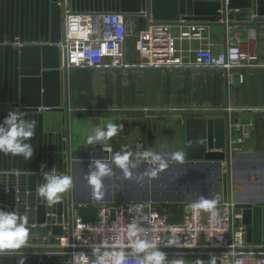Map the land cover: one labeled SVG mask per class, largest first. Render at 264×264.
Returning a JSON list of instances; mask_svg holds the SVG:
<instances>
[{"label": "crops", "instance_id": "0c3cea01", "mask_svg": "<svg viewBox=\"0 0 264 264\" xmlns=\"http://www.w3.org/2000/svg\"><path fill=\"white\" fill-rule=\"evenodd\" d=\"M62 5L63 10L74 12L119 11L118 0H62ZM50 16L51 0H0V104L20 102L19 47L47 44ZM145 17L126 20L130 33L123 51L128 65L139 62L135 41L149 24L141 22ZM256 21L253 29L239 30L233 35L243 47L259 53L263 60L264 18ZM202 35L199 40L180 42L185 64L193 62L190 52L194 49L210 44L217 54L225 50L231 38L228 36L225 41L221 28L216 26L204 27ZM63 57L60 49L61 61ZM60 75L61 110L19 109L24 119L36 121L35 135L29 141L34 148L33 158L26 161L22 156L0 153V175L42 176L41 165H44V171L72 178L69 194L78 205L126 203L150 195L175 194V191L164 190L171 187L164 176L151 173L152 161H162L160 165L165 166L163 163L175 160L174 154L184 152L188 120L223 119L228 111L232 140L238 136L233 129L235 123H252L253 126L252 134L239 146L241 151L234 152L232 191L237 197L258 199L264 204V67L226 71L193 65L121 69L66 66ZM8 112L0 111V120ZM64 118L67 140H64ZM109 122L123 125L117 136L95 145L87 144L88 136L93 135L97 127L106 128ZM114 153L130 154V175L115 164ZM67 157L70 158L69 174ZM96 160L112 168L111 174L103 178L100 189L88 178ZM189 170L195 177L192 186L197 197L220 193L215 179L216 167L204 165ZM152 176L156 179L151 180ZM152 203L170 223L180 222L191 207L200 206L185 202ZM30 235L32 241L39 239L34 233ZM47 237L49 233L44 236ZM246 244V249L261 247ZM38 246L48 245H30ZM8 254L19 255L5 253L0 257ZM175 258L182 264H223L217 257L202 252L179 253Z\"/></svg>", "mask_w": 264, "mask_h": 264}, {"label": "water", "instance_id": "95a60500", "mask_svg": "<svg viewBox=\"0 0 264 264\" xmlns=\"http://www.w3.org/2000/svg\"><path fill=\"white\" fill-rule=\"evenodd\" d=\"M119 12L127 20L130 17L142 18L143 25L152 22H177L183 20L187 25L216 26L222 30L224 40L239 30L253 29L256 20L264 18V0H118ZM62 0H51L50 39L45 45H20L21 67V99L18 104H0V111L12 109L36 110L45 108L61 110L60 74L65 71V56L60 59V48L63 27ZM130 26H126V34ZM65 107L67 98L64 101ZM236 122V121H235ZM67 121L63 119L64 140L67 136ZM231 122L228 111L223 119L188 120L186 122V144L182 158L163 163L169 176L166 181L171 185L170 195H150L143 202H180L199 205L234 203V213L240 215V221L246 228V242L254 244L255 252H264V204L258 199L237 197L232 191V168L236 154L231 150ZM118 153L112 155V159ZM120 155H123L119 153ZM68 174L70 170V158ZM155 161L151 165L154 167ZM216 167L218 195L200 196L194 194L192 186L195 177L190 168L198 166ZM150 168V167H149ZM225 168V171H223ZM152 174L154 169L150 168ZM153 177V178H152ZM151 180L156 179L154 176ZM44 183L42 176L0 175V208L16 211L28 218L30 234L39 239L28 238L26 246L6 253L0 257V264H18L23 258L25 264H70L66 255L60 252L70 251L56 246L55 237L62 233V224H71L72 216L83 222H92L96 218V205L91 203L75 204L70 198L69 190L62 194V199L51 207L38 197L36 189ZM17 200V201H16ZM214 202V203H213ZM40 226H42L40 228ZM46 233L50 234L47 239ZM29 234V237L31 236ZM42 236V237H41ZM31 243L48 245L46 247H30ZM180 252H212L210 249H176Z\"/></svg>", "mask_w": 264, "mask_h": 264}, {"label": "built area", "instance_id": "2783aa9c", "mask_svg": "<svg viewBox=\"0 0 264 264\" xmlns=\"http://www.w3.org/2000/svg\"><path fill=\"white\" fill-rule=\"evenodd\" d=\"M185 22H150L139 33L135 50L139 62L128 65L123 47L127 39V22L119 11L74 12L63 10L61 41L58 43L65 56L67 67H98L121 69L126 67L157 68L175 65H193L199 68L242 71L264 67L261 55L243 47L236 36H231L223 52L214 53L211 45L190 52L192 63L183 62L184 50L180 42L202 39L204 26L183 25ZM238 133L231 139V150L239 147L253 132L252 123H235ZM96 218L83 222L72 216L71 224H62V233L55 237L56 246L70 251L60 254L70 264H96V249L103 252L125 251L128 264H136V237L129 236L132 224L143 231L139 239L158 248L166 256V264H182L175 258L176 249H210L202 252L217 257L223 264H264V252L246 249V228L240 215L234 213V203L206 204L191 207L183 219L170 223L152 202H107L96 205ZM200 254V253H197Z\"/></svg>", "mask_w": 264, "mask_h": 264}, {"label": "clouds", "instance_id": "9594fccd", "mask_svg": "<svg viewBox=\"0 0 264 264\" xmlns=\"http://www.w3.org/2000/svg\"><path fill=\"white\" fill-rule=\"evenodd\" d=\"M36 121L26 120L19 109L10 110L7 115L0 120V153L4 155L22 156L29 161L34 156V148L29 142L35 135ZM123 125L107 123L106 128L97 127L93 135L88 136L87 144L95 145L117 136ZM130 154H116L115 164L128 172L130 166ZM149 155V154H146ZM174 158H182L180 153L174 154ZM159 159V157H156ZM134 167V165H132ZM45 166L41 165V173L44 183L37 187L38 197L47 202L48 206L56 204L62 199V194L72 187V178L67 175H58L54 171H44ZM94 170L89 174L92 185L100 189L103 178L111 174L112 168L109 164L96 160ZM214 203V202H213ZM143 229L135 223L129 230L130 237H136L135 253H143L137 256L136 264H166V256L158 248L148 251L151 247L147 242L139 239V234ZM30 229L28 218L18 214L16 211H6L0 208V256L10 250H19L26 246ZM96 264H128L129 254L125 251L103 252L96 249ZM87 264V256L83 257ZM18 264H25L23 258L18 260Z\"/></svg>", "mask_w": 264, "mask_h": 264}, {"label": "rangeland", "instance_id": "374dc122", "mask_svg": "<svg viewBox=\"0 0 264 264\" xmlns=\"http://www.w3.org/2000/svg\"><path fill=\"white\" fill-rule=\"evenodd\" d=\"M155 162H156V164H155L154 167H153V168H154L155 176H156L157 174H158L160 177H163V176H164V180L166 181L167 176H169L167 168H166L165 166H163V165H160V163H161L162 161H158V160H156ZM166 183L170 184L168 181H167ZM164 190H165V189H164Z\"/></svg>", "mask_w": 264, "mask_h": 264}]
</instances>
